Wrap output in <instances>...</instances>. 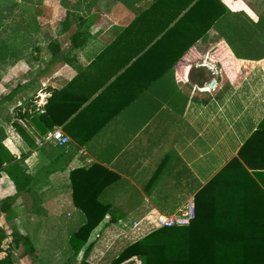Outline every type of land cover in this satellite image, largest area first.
Listing matches in <instances>:
<instances>
[{
  "label": "crops",
  "instance_id": "crops-1",
  "mask_svg": "<svg viewBox=\"0 0 264 264\" xmlns=\"http://www.w3.org/2000/svg\"><path fill=\"white\" fill-rule=\"evenodd\" d=\"M23 1L26 43L11 38V56L0 57V75L20 76L0 97V144L25 185L17 192L0 172V202L14 199L0 210L5 227L27 234L35 249L33 227L53 225L50 237L46 230L39 236L52 246L62 225L68 232L45 258L69 264L80 257L68 246L84 222L70 175L90 167L106 180L117 177L98 195L116 220L106 223L105 215L88 238L95 244L101 230L126 219L153 223L176 214L210 181L234 224H264V0H220L226 11L219 24L234 21L236 30L214 25L172 61L181 48L172 38L142 54L179 17L154 27L173 10L163 2L144 24L136 18L153 0ZM40 2L42 23L33 14ZM18 4L3 11L14 23ZM53 128L69 138L66 145L41 141Z\"/></svg>",
  "mask_w": 264,
  "mask_h": 264
},
{
  "label": "trees",
  "instance_id": "trees-1",
  "mask_svg": "<svg viewBox=\"0 0 264 264\" xmlns=\"http://www.w3.org/2000/svg\"><path fill=\"white\" fill-rule=\"evenodd\" d=\"M161 2L168 7H173V10L169 15H164V19L154 27L158 28L161 23L160 26L164 28L176 16L179 15V17L142 54L152 52L156 45L172 38L181 47L177 54L173 55L172 61L214 25H220L219 27L226 31L236 30L234 21L226 20L219 24V21H223L226 11L220 0H153L151 6L136 19L149 24L150 13ZM64 26L67 27V23H64ZM154 36L155 34L151 33L147 42L152 41ZM50 50L53 56L58 52L57 47ZM56 93L53 91L48 98L47 113L51 112L50 105ZM76 105L69 111H74ZM21 116L25 117L26 111ZM40 118L44 119V114L40 115ZM60 121L54 120L53 123ZM94 168L96 167L74 169L70 175L72 200L84 217V222L68 237L70 252L78 254L81 251L76 264H90L87 258L95 240H88V238L105 215L109 213L105 219L106 223L116 220L112 216V211H108V206L99 201L98 195L106 183L117 177L110 173L112 175L106 180L102 175H97ZM4 170L15 183L16 191L23 190L25 185L17 180L18 172L13 157L0 144V172ZM212 183L211 181L206 183L196 192L195 215L187 225L159 227L137 236L114 255L111 264H138L136 263L138 258H143L144 264H264V224L260 221L254 226L234 224V215H227L217 189L214 193L211 192ZM13 200L12 196L3 199L0 202V210H8ZM226 221H232V223L226 224ZM8 236L0 226V251H4L2 244ZM10 236L15 245H22L26 255L30 257L35 255L33 243L27 234L12 228ZM0 264H14L8 250L0 256Z\"/></svg>",
  "mask_w": 264,
  "mask_h": 264
},
{
  "label": "rangeland",
  "instance_id": "rangeland-1",
  "mask_svg": "<svg viewBox=\"0 0 264 264\" xmlns=\"http://www.w3.org/2000/svg\"><path fill=\"white\" fill-rule=\"evenodd\" d=\"M15 1V0H14ZM13 0H0V31H4L3 33H0V38H3L4 43L0 42V57L3 56H7L9 57L10 55V50L9 49H5L7 48L8 45H10L11 43V38L13 39H19V42L22 43L21 46H24L26 43V35H27V17H28V11L27 10V4L25 1L23 0H19V7L15 10L18 14V22L14 23L12 22V19L9 18V14H3V11L6 10L7 8H9L11 2H14ZM37 2V1H36ZM41 2L40 5H38L37 3V8H36V12H34L33 14L35 15V21H40L42 23V20H44L42 18V9L41 8ZM8 10V9H7ZM32 13V12H31ZM11 15V14H10ZM12 16V15H11ZM13 23V24H12ZM14 28L13 32L10 33L8 32L10 29ZM19 28V29H18ZM7 29H9L7 31ZM18 32V33H16ZM11 56V55H10ZM5 57V58H7ZM37 58L38 59H43V54L41 52H39L37 54ZM3 69L8 70L7 66H5ZM6 73V72H5ZM37 75V74H36ZM36 75L34 77H32L31 79L36 78ZM0 86H3V90H1L0 87V97L2 94H5L6 92L8 93V91L12 88L11 86H13L14 84V80L19 78V77H15L14 75L11 74H7L3 77V74L1 73L0 75ZM5 78V80H3V78ZM2 78V79H1ZM7 109V112L10 114L11 110H10V102L6 103V105L3 106V109ZM5 111V110H4ZM180 211V210H179ZM1 212V211H0ZM44 220L46 221H50V218H44ZM129 221V222H128ZM124 222V221H123ZM121 222V223H123ZM113 225L110 227H107L103 230H101L100 233V238L98 239V241L96 242V244L93 246L87 261L90 264H111V260L114 257V255L129 241H132L134 238H136L137 236H140L141 234H146L148 232H150V227H152V223H144L141 222L137 227L132 228L131 226V222L130 220L126 219V223L123 225ZM0 226L3 228V230L5 231V233H7V235H9L2 244V250L4 251H0V256L5 254V250L8 252H10V254L12 255L13 258V263L14 264H55L54 262L52 263V260L50 258H45V256H49L52 251L48 249V247L52 248L53 246L60 247L61 242L60 240H62V236L64 234V232L66 233V231L68 232V229L65 228L64 226L60 225L58 226V242H54V244L52 246H49L48 243H46L47 241L41 242V237L43 231H47L46 233V237H50V229L53 228L54 226H44L41 230V232L39 230H36V228L38 227H33L34 231L32 232V235L34 237V245L35 247V255L33 257H30L28 255L25 254L23 247L21 244L15 245L12 241H11V230L8 229V227H5V224L3 222V220H0ZM101 227V226H100ZM65 229V230H64ZM99 233V232H98ZM91 237V236H90ZM99 237V236H98ZM57 241V240H56ZM40 242V243H39ZM79 256H76V258L70 259L68 261L69 264H76L77 260H78ZM135 260V259H134ZM136 261V260H135ZM136 263L138 264H144V259L142 258H138V260L136 261ZM64 264V262L62 263Z\"/></svg>",
  "mask_w": 264,
  "mask_h": 264
},
{
  "label": "built area",
  "instance_id": "built-area-1",
  "mask_svg": "<svg viewBox=\"0 0 264 264\" xmlns=\"http://www.w3.org/2000/svg\"><path fill=\"white\" fill-rule=\"evenodd\" d=\"M43 142L54 143L58 146H64L68 143L69 138L60 130V128H53L45 133L42 140ZM195 215L194 203L190 202L182 210L171 216H158L152 223L150 230L159 227L182 226L187 225ZM139 221H132V228L137 227Z\"/></svg>",
  "mask_w": 264,
  "mask_h": 264
}]
</instances>
